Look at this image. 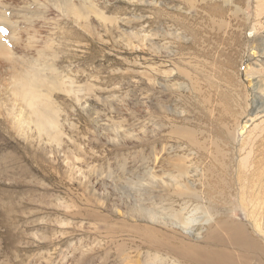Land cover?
I'll use <instances>...</instances> for the list:
<instances>
[{
    "label": "rangeland",
    "instance_id": "obj_1",
    "mask_svg": "<svg viewBox=\"0 0 264 264\" xmlns=\"http://www.w3.org/2000/svg\"><path fill=\"white\" fill-rule=\"evenodd\" d=\"M70 5L81 15L48 0H0L10 57L58 83L38 87L58 130H39L0 56V204L19 207L11 228L0 225V264H81L91 254L105 264L104 217L127 221L129 185L172 175L180 159L203 163L174 127L230 152L233 177L264 159V0Z\"/></svg>",
    "mask_w": 264,
    "mask_h": 264
},
{
    "label": "bare ground",
    "instance_id": "obj_2",
    "mask_svg": "<svg viewBox=\"0 0 264 264\" xmlns=\"http://www.w3.org/2000/svg\"><path fill=\"white\" fill-rule=\"evenodd\" d=\"M48 1L65 7L66 11L74 14L73 16L81 15L79 9L70 5V0ZM214 12L223 13L217 9ZM224 27L225 25L221 26L222 29ZM235 33L236 29L231 32L230 37H235ZM0 56L16 72L17 86L13 92L15 91L14 94L32 111L30 113L35 115L33 118L39 130L57 131L54 111L40 100L41 93L38 87L46 85L48 89H55L58 83H49L45 80L39 64L32 67L24 66L26 62L11 58L1 42ZM164 74L168 75L169 79L174 75L172 71ZM181 75L186 79L190 76L185 72H181ZM189 80L192 82L190 78ZM174 128L172 132L170 131V135H174L185 143V147L191 148L203 163L200 161L197 165L193 163L192 158H189V163L193 164L187 167L185 159H180L184 161L179 167L174 168L172 175L160 177L152 174L148 175V179H139L137 183L130 184L129 190L134 192L128 194L131 197L126 196L129 200L127 211L124 213L128 218L127 221L115 222L116 227H112L110 226L113 224L111 218L104 217L105 229L111 240L109 245L104 243L105 248L102 247L107 257L103 263L264 264V159L262 154L261 158L257 156L261 160H255L257 161L254 162L255 164L252 162L253 166L249 168L239 166L233 177V166L229 160L230 152H226L225 148L221 149L222 147L220 148L219 143L215 141H209L212 142L209 144L200 141L199 133L195 130L185 126ZM165 179L171 182V188H166ZM16 208H19L17 204H0L1 226L11 228L13 225L11 217L16 212ZM239 214L242 218H235ZM110 246L113 247L114 252L109 250ZM111 258L114 260L109 261ZM96 261V255L91 254L89 260L78 262L95 264Z\"/></svg>",
    "mask_w": 264,
    "mask_h": 264
},
{
    "label": "snow or ice",
    "instance_id": "obj_3",
    "mask_svg": "<svg viewBox=\"0 0 264 264\" xmlns=\"http://www.w3.org/2000/svg\"><path fill=\"white\" fill-rule=\"evenodd\" d=\"M0 31H5L6 32L7 30L6 29H0Z\"/></svg>",
    "mask_w": 264,
    "mask_h": 264
}]
</instances>
